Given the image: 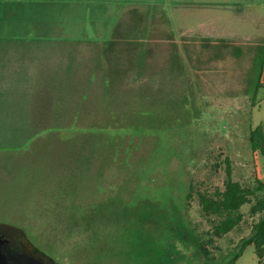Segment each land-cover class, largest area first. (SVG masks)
Instances as JSON below:
<instances>
[{"label":"rangeland","instance_id":"rangeland-1","mask_svg":"<svg viewBox=\"0 0 264 264\" xmlns=\"http://www.w3.org/2000/svg\"><path fill=\"white\" fill-rule=\"evenodd\" d=\"M49 4L45 1L46 15L53 12ZM144 13L154 30L174 36L181 56L190 60L191 80L205 107L188 125L148 138L161 144L152 171L143 177L135 163H92V155L101 158L105 151L91 144L89 132L71 124V111L45 114L43 100L59 98L68 103L86 99L88 92L90 100L99 99L101 94L90 89L76 92L47 86L68 84L74 75L73 81H82L92 49L106 46L117 31L134 33L129 21ZM63 20L71 29L70 42L0 41L7 52L45 50L44 56L6 57L12 64L0 69V231L17 233L13 239L25 235L32 248L57 264H173L167 257L144 255L149 247L146 235L135 233L131 247L120 239V228L110 219L111 209L117 210L123 199L165 205L172 198L166 191L158 193L156 187L167 182L190 228L203 241L212 219L203 214L197 193L222 187L225 158L231 162L233 180L250 184L255 165L248 136L260 123L264 125V88L257 91L252 105L246 81L258 48L264 47V0L71 1V16H46L44 33L55 31ZM123 20L129 25L117 29ZM35 31L40 33V28ZM52 50H60V56H49ZM159 54L156 49L151 59L156 78L168 67L166 62L160 65ZM21 61L29 66L21 68ZM133 75L129 72L125 81ZM40 85L47 88H34ZM158 98L155 104H165L163 95ZM190 191L191 199L183 202ZM241 211L240 226L205 247L207 255L193 256L190 246L176 242L177 250L189 258L176 256L175 264L220 263L251 232L255 218L249 216L248 206ZM259 261L254 248L248 247L237 264H264V257Z\"/></svg>","mask_w":264,"mask_h":264},{"label":"trees","instance_id":"trees-1","mask_svg":"<svg viewBox=\"0 0 264 264\" xmlns=\"http://www.w3.org/2000/svg\"><path fill=\"white\" fill-rule=\"evenodd\" d=\"M138 18L129 21L133 22L130 28L134 33L123 35L117 31L106 46L92 49V56L89 59L91 64L83 75L82 81H78L79 83L73 81L76 77L74 75L68 84L59 83L60 86H58L50 83L53 86H48L51 89H76V92L85 88L90 89L92 93L97 91L101 94L99 99L90 100L88 92L86 99L71 100L68 103H62L59 98L47 97L43 101L45 114L56 115L59 111L65 115L66 113H62L61 110L71 111L73 116L71 124L81 126L89 132V136L94 140L91 144H97L103 149L102 152L105 151L101 158L92 155L89 158L92 163L105 161L109 165L121 163L125 166L135 163L141 169L140 176L144 177L152 171L158 145L161 144L160 140L148 138L154 133L165 132L166 129L188 125L192 119L200 115L205 103L198 98L200 93L191 80V71L194 67L191 66L189 59L181 56L178 51L179 44L174 36L170 32L154 30L152 20L147 14ZM128 25L127 21H120L117 29L122 26L126 28ZM156 49L160 50L159 57L157 56L162 62L160 65L167 63L168 66L159 72L157 78L152 69L151 60ZM169 49L172 50L171 55ZM263 67L264 47L261 45L253 59V71L246 81L252 105L255 103L257 91L264 88L261 82ZM129 72H134L136 75L125 81L124 76L127 77ZM164 73H166L165 78ZM145 77L147 82L144 83ZM157 95L164 96L165 104H155L160 100L157 99ZM156 109L160 112L159 114L155 112ZM248 141L255 165L250 184L243 185L233 180L231 162L225 158L223 161L225 178L222 187L212 192L197 193L203 214L212 219L211 230L203 241L190 228V222L186 220L174 198V188L167 189L170 185L167 182L164 186L156 187L158 193L166 191L172 198L165 205H159L157 202L147 203L142 199L130 203L123 199L120 205L117 204V210L111 209L110 219L118 226V229L120 228L118 231L122 237L119 238L131 247L134 244L135 233L146 235L149 237V247L145 249L144 255L156 258L167 257L175 264L176 256L188 257L187 254L177 250L176 242L186 247L190 246L193 249V256L199 258L202 253L207 255L205 247L240 226L244 218L241 209L248 206L249 216L255 218L249 236L242 239L218 264H237L248 247H253L256 256L262 261L264 257V181L260 179L255 163L259 155H264V132L261 126L258 125L250 131ZM191 197L190 191L183 202L187 203ZM82 219H85V216L79 220L82 221ZM83 230H87V226ZM11 234L17 235V233ZM18 235L25 237L22 234ZM25 241L27 248L33 254L47 257L32 248L26 237ZM152 246H155L154 252ZM47 261L50 264H57L50 258Z\"/></svg>","mask_w":264,"mask_h":264},{"label":"crops","instance_id":"crops-1","mask_svg":"<svg viewBox=\"0 0 264 264\" xmlns=\"http://www.w3.org/2000/svg\"><path fill=\"white\" fill-rule=\"evenodd\" d=\"M45 1L50 3L49 4V7L51 6L50 10L53 11V12H50L48 15L45 14V7H46ZM71 1H78V0H0V41L2 40L4 41H7V40H15V41L16 40H21V41L47 40V41L70 42L71 29H68L64 26V20L59 22L60 27H58L57 29H55V31H52V33L47 35L44 33V30H45L44 18L46 16H48V18H51L52 16H54V18L64 17V19L67 17H70L71 16ZM114 1L123 2V0H114ZM136 1L138 2L139 0H136ZM137 6H141V5L138 4ZM125 9L126 8L124 7L123 10ZM54 10H56V12ZM144 14H147V13H144ZM147 15L149 17V14ZM52 24H55V23H52ZM33 27L35 28L33 29ZM37 27L40 28V33L35 31L37 30ZM29 32H31L32 34H28ZM52 51H53L52 54H48L49 56L58 57L61 54L60 50H52ZM39 53L40 55L44 56L45 50L43 49L39 52L38 50L36 51L9 50L7 52L6 49L0 48V69H4L3 67H7V66L9 69V66L12 64L10 60L4 59L6 57H10V56L34 57V56H37ZM19 63H20L21 68H26L29 66V65L25 66L24 63H22V61ZM12 67L14 69L15 66L13 65ZM263 75H264V72H263ZM42 82L43 81L41 80V83ZM44 86L45 85H40V86H35L34 88H38V87L45 88L46 86L45 87ZM48 86H53V85H48ZM259 126H261L263 130V127H264L263 123H260ZM260 159H261L260 162H258L259 159H257V161L255 162L256 169H257L260 179L264 181V155H261Z\"/></svg>","mask_w":264,"mask_h":264},{"label":"flooded vegetation","instance_id":"flooded-vegetation-1","mask_svg":"<svg viewBox=\"0 0 264 264\" xmlns=\"http://www.w3.org/2000/svg\"><path fill=\"white\" fill-rule=\"evenodd\" d=\"M13 236H16V235H13ZM13 236L7 230L0 231V250H3L2 252H5V253L16 252L18 254L27 253L30 256H33L39 260H42L41 257H39L36 254H33L31 251L28 250L27 244L23 242L24 240L22 239L21 236H18L16 239H13ZM46 262L49 263V261H46Z\"/></svg>","mask_w":264,"mask_h":264},{"label":"water","instance_id":"water-1","mask_svg":"<svg viewBox=\"0 0 264 264\" xmlns=\"http://www.w3.org/2000/svg\"><path fill=\"white\" fill-rule=\"evenodd\" d=\"M15 248V247H14ZM0 250V264H49L46 261L39 260L27 253L18 254L16 252H2Z\"/></svg>","mask_w":264,"mask_h":264}]
</instances>
